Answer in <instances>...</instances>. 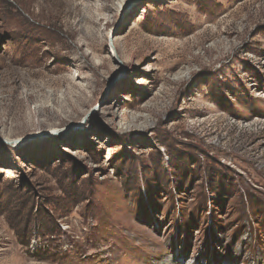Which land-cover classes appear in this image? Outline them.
<instances>
[{
    "label": "rangeland",
    "instance_id": "1",
    "mask_svg": "<svg viewBox=\"0 0 264 264\" xmlns=\"http://www.w3.org/2000/svg\"><path fill=\"white\" fill-rule=\"evenodd\" d=\"M119 2L0 0V264H264V0Z\"/></svg>",
    "mask_w": 264,
    "mask_h": 264
},
{
    "label": "bare ground",
    "instance_id": "2",
    "mask_svg": "<svg viewBox=\"0 0 264 264\" xmlns=\"http://www.w3.org/2000/svg\"><path fill=\"white\" fill-rule=\"evenodd\" d=\"M58 1H60L61 2V0H58ZM68 1V0H67ZM125 1H128V0H120V2H119V6H121ZM134 0H131V3L133 2ZM63 2H65V1H63ZM121 4V5H120ZM40 6H41V3H40ZM113 51H116L115 50V48H114V50ZM115 54L114 55H116V52H114ZM120 58V57H119ZM55 70V69H54ZM40 74H41V72H40ZM64 130V129H63ZM49 132H54V133H58L59 132V130L58 129H52L51 131H49ZM38 134V135H37ZM42 133L41 132H38V133H36V134H34L33 136H40ZM10 141V140H9Z\"/></svg>",
    "mask_w": 264,
    "mask_h": 264
},
{
    "label": "water",
    "instance_id": "3",
    "mask_svg": "<svg viewBox=\"0 0 264 264\" xmlns=\"http://www.w3.org/2000/svg\"><path fill=\"white\" fill-rule=\"evenodd\" d=\"M90 113H92V112H90ZM88 115H89V114H88ZM88 115H87V116H88ZM86 118H87V117H86ZM86 118H85V119H86Z\"/></svg>",
    "mask_w": 264,
    "mask_h": 264
}]
</instances>
